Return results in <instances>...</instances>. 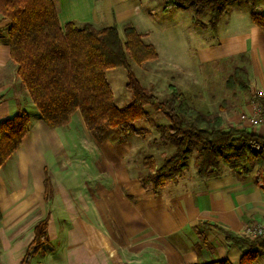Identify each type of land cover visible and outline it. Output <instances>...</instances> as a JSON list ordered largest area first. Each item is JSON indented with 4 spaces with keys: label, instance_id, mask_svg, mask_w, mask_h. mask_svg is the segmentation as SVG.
Wrapping results in <instances>:
<instances>
[{
    "label": "crops",
    "instance_id": "1",
    "mask_svg": "<svg viewBox=\"0 0 264 264\" xmlns=\"http://www.w3.org/2000/svg\"><path fill=\"white\" fill-rule=\"evenodd\" d=\"M54 3L62 28L70 22L99 29L130 23L143 39L147 35L141 18L150 13L141 0ZM233 9H226L216 34L210 31L198 58L203 63L238 58L248 73L249 94L264 92V30L252 21L251 9L245 14ZM9 26L0 17V123L27 113L30 129L0 167V264H23L35 227L46 218L49 242L29 264H239L242 250L214 226L243 237L247 225L264 224V188L256 171L244 178L226 172L205 182L193 171L177 184L156 188L149 175L127 165V141H104L86 144L93 171L79 176L74 167L80 131L73 120L50 129L41 119L11 57ZM232 116L223 115L225 127H239ZM245 128L264 135V126ZM253 264H264V249Z\"/></svg>",
    "mask_w": 264,
    "mask_h": 264
},
{
    "label": "trees",
    "instance_id": "2",
    "mask_svg": "<svg viewBox=\"0 0 264 264\" xmlns=\"http://www.w3.org/2000/svg\"><path fill=\"white\" fill-rule=\"evenodd\" d=\"M163 11L192 10L194 24L210 9L209 27L216 34L227 9V0H163ZM251 6V19L264 30V11ZM0 17L10 23L8 38L11 57L18 65V76L50 129L68 125L72 116L80 112L87 129L103 136L113 130L125 141L132 133L143 134L135 128L146 121L145 106L160 112L168 125L161 128L162 144L174 147L173 152L158 167L153 156L144 158L150 169L149 178L158 188L165 182L177 184L195 152L196 177L205 182L230 172L238 178L248 176L256 168V182L264 188V135L245 128L224 127L220 114L209 115L192 106L182 92L170 87L174 96L160 100L142 86L129 62L140 65L155 61L159 54L154 45L146 43L143 35L132 25L124 28L121 39L117 25L97 28L90 23L78 26L74 22L62 28L54 0H0ZM122 67L127 73V88L133 100L125 107L115 104L106 72ZM248 73L236 67L227 82L228 89L239 87L250 91ZM30 129V116L19 113L0 123V167L17 150ZM46 195L50 187L46 185ZM207 226H211L206 224ZM226 240L242 250L239 264H253L264 249V237H239L214 226ZM47 218L35 227V238L30 244L23 264L49 242ZM206 264H231L218 261Z\"/></svg>",
    "mask_w": 264,
    "mask_h": 264
},
{
    "label": "rangeland",
    "instance_id": "3",
    "mask_svg": "<svg viewBox=\"0 0 264 264\" xmlns=\"http://www.w3.org/2000/svg\"><path fill=\"white\" fill-rule=\"evenodd\" d=\"M141 1L150 13L145 21L143 17L141 18L143 26L140 29L147 34L144 41L153 44L160 55L157 60L147 61L140 65L129 60L142 86L160 100L172 98L174 93L170 87H173L176 91L184 93L188 102L203 113L209 115L220 114L222 117L223 115L232 114L238 119L239 128H245L241 127L239 115L246 110V108L243 109L244 105L248 102L254 90L249 94L250 91L246 93L237 86L234 89L227 88L228 80L231 78L234 69L241 67V61L238 58H231L203 63L198 58L201 50L200 46L209 41L212 36L209 27L210 9H207L200 16L201 24L198 27L194 24L195 15L192 10H183L182 13H178L176 10L166 13L163 11V0ZM253 2L256 8L261 10L264 8V0H253ZM233 8L239 13L245 14L251 9V6L248 0H227V9ZM129 25L131 24L126 23L117 27L123 41L125 40L124 28ZM106 76L113 91L116 106L118 108L127 106L133 100V95L126 86L127 73L125 69L122 67L110 69L106 72ZM248 94L249 96H247ZM144 109L148 113L147 120L135 124V128L138 131H144V133L139 135L132 133L125 140L129 145L127 165L132 171L134 170L135 173L137 172L141 176H147L150 173V169L144 165L145 157L153 156L157 166L160 167L174 150V147L171 145L165 146L160 140V130L168 125L167 120L151 106H145ZM81 119L83 120V118ZM81 119L79 115H75L74 118L72 116V126L80 131L79 142L77 141L79 146L75 151L79 155L77 159L79 165L74 167V170L78 171L79 176L84 178V175L93 171L92 165L94 162L86 155L88 152L85 148L86 144H93V142L98 144L104 141L116 143L121 140L111 129H106L103 136H97L87 129L84 121V125L81 124ZM83 126L85 128H82ZM262 126L264 125L260 127ZM229 127H231V124H227L225 129ZM86 130L89 132V137L85 134L86 132L84 133ZM195 155V152L191 155L188 166L181 177L193 176V171H195L196 176ZM253 170L256 171V168ZM79 180V184L84 185L80 177ZM179 181L180 179L177 183Z\"/></svg>",
    "mask_w": 264,
    "mask_h": 264
},
{
    "label": "built area",
    "instance_id": "4",
    "mask_svg": "<svg viewBox=\"0 0 264 264\" xmlns=\"http://www.w3.org/2000/svg\"><path fill=\"white\" fill-rule=\"evenodd\" d=\"M248 107V111H244L239 115L241 127H260L264 125V92L261 90L253 91L248 100ZM243 237L249 239L264 237V224L247 225Z\"/></svg>",
    "mask_w": 264,
    "mask_h": 264
}]
</instances>
